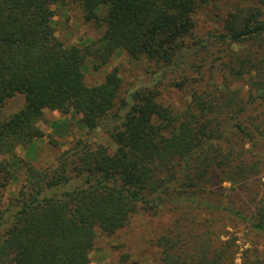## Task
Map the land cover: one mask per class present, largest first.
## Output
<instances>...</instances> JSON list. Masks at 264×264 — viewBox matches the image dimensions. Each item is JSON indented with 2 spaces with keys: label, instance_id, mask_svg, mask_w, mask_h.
<instances>
[{
  "label": "trees",
  "instance_id": "obj_1",
  "mask_svg": "<svg viewBox=\"0 0 264 264\" xmlns=\"http://www.w3.org/2000/svg\"><path fill=\"white\" fill-rule=\"evenodd\" d=\"M208 2L0 0V115L16 94L25 100L19 111L0 119V200L11 176L6 158L44 136L39 124L46 110L80 115L81 124L94 131L118 100L116 68L98 85L84 83L83 53L56 38L53 6L76 4L85 22L103 26L107 54L122 49L132 59L144 56L170 66L180 59ZM218 40L229 50L221 65L223 79L259 77L248 99L264 100V1L234 8ZM157 96L136 90L130 103H121L125 115L111 133L113 152L80 140L55 166L26 170L27 191L8 209L0 205V264H89L96 229L113 235L140 211L151 217L167 211L187 216L200 230L198 235L194 227L185 230L177 217V227L157 241L162 264H233L234 251L221 241L215 244L204 215L225 213L264 235V200L248 216L214 199V182L241 186L263 168L253 151L264 131L242 117L246 101L239 91L225 83L216 93L193 94L179 112L162 106ZM73 181L78 184L58 191Z\"/></svg>",
  "mask_w": 264,
  "mask_h": 264
},
{
  "label": "rangeland",
  "instance_id": "obj_2",
  "mask_svg": "<svg viewBox=\"0 0 264 264\" xmlns=\"http://www.w3.org/2000/svg\"><path fill=\"white\" fill-rule=\"evenodd\" d=\"M262 1L264 0H209L197 14L196 28L191 38L185 41V49L180 59L170 66L157 64L144 56L137 60L132 59L122 49L107 54L105 42L102 40L103 26L85 22L81 8L76 4L53 6L56 38L65 47H77L83 53L84 83L87 86L98 85L103 82L107 73L116 68L121 78L118 100L94 131H88L81 124L80 115H62L57 111L46 110L43 121L39 124L44 136L25 147H18L14 156L5 160L11 176L1 194V207L8 209L19 197V193L27 191L26 170L29 167L44 169L55 166L59 156L76 141L101 144L113 152L116 147L111 133L125 115L121 103H130V95L136 90L156 92L158 103L179 112L187 108L193 94L204 91L216 93L222 84L227 83L228 89L239 91L246 101L242 117H246L253 124H259V129L264 131V100L257 99V102H252L248 99L252 81L260 78L239 77L224 80L221 65L227 62L229 50L218 40L223 21L234 8L260 6ZM257 84L261 85L260 82ZM24 104V96L16 94L2 107L0 119H7ZM258 144L253 151V159L259 162V167H263L259 177L241 186L225 182L219 187L214 182L215 195H218H214V199L220 197L223 204L233 206L248 216L252 214L259 200H264V139ZM76 184L78 181H73L58 191ZM179 216L184 220L180 224L185 230L194 227V234L200 231L187 216L185 219L180 214L168 211L157 217L140 211L132 216L126 227L110 236L96 229L89 264H162L157 241L162 234L177 227L176 219ZM205 219L204 225L214 231L215 244L218 245L221 241L226 244L228 251H234L233 264H240L244 259L264 261V235L254 233L247 224L225 213H214L209 218L202 216V220ZM2 232L3 228H0V234Z\"/></svg>",
  "mask_w": 264,
  "mask_h": 264
}]
</instances>
